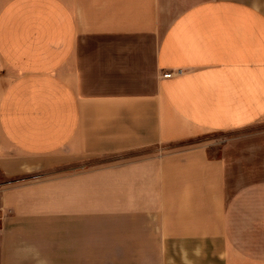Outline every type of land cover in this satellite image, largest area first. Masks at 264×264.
I'll list each match as a JSON object with an SVG mask.
<instances>
[{"label": "crops", "instance_id": "crops-1", "mask_svg": "<svg viewBox=\"0 0 264 264\" xmlns=\"http://www.w3.org/2000/svg\"><path fill=\"white\" fill-rule=\"evenodd\" d=\"M0 264H264V0H0Z\"/></svg>", "mask_w": 264, "mask_h": 264}, {"label": "rangeland", "instance_id": "rangeland-1", "mask_svg": "<svg viewBox=\"0 0 264 264\" xmlns=\"http://www.w3.org/2000/svg\"><path fill=\"white\" fill-rule=\"evenodd\" d=\"M231 136L232 135H229L228 136V134L225 135V134H220V133H212V134H209V135L205 136L202 140H204V141H214V140H217L218 139L219 142L220 141L222 142V141L227 140ZM108 159H110V158H108ZM108 159H106V160H108Z\"/></svg>", "mask_w": 264, "mask_h": 264}, {"label": "built area", "instance_id": "built-area-1", "mask_svg": "<svg viewBox=\"0 0 264 264\" xmlns=\"http://www.w3.org/2000/svg\"><path fill=\"white\" fill-rule=\"evenodd\" d=\"M175 75H176L175 72L168 71V72H166V74L164 75V78H165V79H166V78H172V77H174Z\"/></svg>", "mask_w": 264, "mask_h": 264}]
</instances>
